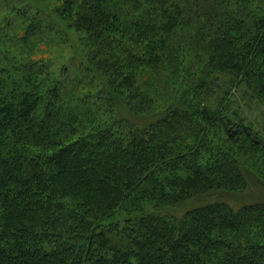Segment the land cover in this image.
<instances>
[{
  "label": "trees",
  "instance_id": "1",
  "mask_svg": "<svg viewBox=\"0 0 264 264\" xmlns=\"http://www.w3.org/2000/svg\"><path fill=\"white\" fill-rule=\"evenodd\" d=\"M34 9L0 51V264H264V201L188 203L260 182L234 119L264 103V0H62L57 78Z\"/></svg>",
  "mask_w": 264,
  "mask_h": 264
},
{
  "label": "rangeland",
  "instance_id": "2",
  "mask_svg": "<svg viewBox=\"0 0 264 264\" xmlns=\"http://www.w3.org/2000/svg\"><path fill=\"white\" fill-rule=\"evenodd\" d=\"M61 4L62 0H0V22L7 18L11 21L9 24H12L6 28L7 37L0 40V51H10L12 54L16 53L17 55H22V51H20V49L15 46V42H17L15 41V37H19L21 35L23 36L21 28H26L29 24L24 23L21 18L24 17L23 14L26 12L29 13V18H31V15L36 16L37 11L34 9V7H39L40 9L46 11L48 15H43L41 17L40 14H38V16L41 17L39 19L40 30L38 31H42V36L38 37L30 34L27 37L29 44H34V46L31 48L29 57L33 58L34 60L44 61L46 64H48L50 72L56 78L62 76L64 71H66L68 68L69 72L74 71L73 65L75 64L72 59L70 46L66 43V35L63 34L64 32L61 33L62 31L66 32V30L69 29L67 28V25L59 18L58 21L62 25V28L55 25L51 19V16H55L54 11ZM73 33L78 35L74 30ZM73 33L72 35H74ZM209 100L214 102L216 99L215 97L210 96ZM235 107L240 110L238 118L234 119L236 124L243 125L248 129L251 128L254 132H257L256 138L261 139L264 145V103L241 98L236 100ZM225 133H223L220 125L213 127L212 134L207 140L210 151L213 149L210 146L217 145V140L220 139V136L225 138ZM244 139L245 138L242 137L241 140L245 141ZM223 145L227 148L231 147V149L234 150L235 157L239 159V156L242 152H240V149L233 147V142L230 143L224 141ZM202 157H204L203 160H205L207 164L212 163L215 165L217 163L218 165V162H220L216 161V158L219 157H215L213 154L210 156V154H208L206 151H203ZM249 158L255 165L252 171L257 174L260 182L252 181L251 186L248 189L239 192L217 191L208 193L210 196H204V200L190 199V202L188 203H194V205H196L211 200H225L234 205H241L245 202L264 201V154L262 151L256 152L254 156L250 155ZM181 172L182 171H179V175ZM184 174L185 173L182 175ZM173 212L177 215L183 213L182 210H173Z\"/></svg>",
  "mask_w": 264,
  "mask_h": 264
}]
</instances>
